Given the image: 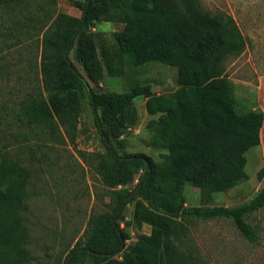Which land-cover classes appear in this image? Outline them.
Returning a JSON list of instances; mask_svg holds the SVG:
<instances>
[{"label": "trees", "instance_id": "obj_1", "mask_svg": "<svg viewBox=\"0 0 264 264\" xmlns=\"http://www.w3.org/2000/svg\"><path fill=\"white\" fill-rule=\"evenodd\" d=\"M38 1L0 0L1 22L4 16L27 11L12 30L20 29L26 37L35 32L39 40V59L30 64L33 84L16 118L30 133L38 128L44 142L74 145L86 97L105 147L90 158L78 153L91 165L108 201L102 212L91 213L84 239L64 264L84 259L88 264H195L190 250L181 251L176 244L188 234L191 219H230L246 240L254 241L247 216L264 207V186L236 207H188L184 197L186 184L209 199L246 182L245 154L260 144L264 113H238L226 75V62L247 48L235 19L203 10L200 0H85L76 3L79 17L54 12L35 18L30 14ZM102 21L124 25L114 34L111 53L100 46L93 30ZM115 60L133 67L157 62L175 68L177 88L157 95L146 83L125 93L103 90L105 72L114 73ZM137 98L145 99L149 116H157L147 128L152 144L164 152L160 161L124 152L126 130L138 122ZM30 176L21 165L0 160V264L33 261L29 230L21 217ZM258 176L261 179L262 173ZM129 204L132 217L124 221ZM143 225L150 233L127 243L130 234L125 228Z\"/></svg>", "mask_w": 264, "mask_h": 264}, {"label": "rangeland", "instance_id": "obj_2", "mask_svg": "<svg viewBox=\"0 0 264 264\" xmlns=\"http://www.w3.org/2000/svg\"><path fill=\"white\" fill-rule=\"evenodd\" d=\"M84 2L39 0L34 3L30 16L43 18L44 13L62 12L79 17L81 11L76 8V3ZM200 3L203 10L212 14H230L246 38L244 53L228 60L225 65L226 75L233 86L237 112L259 109L264 113V0H200ZM12 15L4 16L3 22L0 20V160L21 165L31 173L21 215L30 234L29 249L33 261L29 264H64L67 254L79 240L84 239L91 213L102 212L108 201L91 165L84 164L78 153L90 158L93 153H103L105 147L86 97L83 98V113L74 145L44 142L38 128L30 133L31 129L18 121L16 115L20 103L33 82L30 64L38 61L40 51L35 32L26 37L20 29L12 30L18 25L15 22L22 23L29 13ZM123 26L122 23L99 22L93 30L100 46L103 44L111 53L115 46L114 34ZM73 54H70L72 61ZM118 63L114 61V73L105 72L101 84L103 90L125 93L136 84L146 83L157 95L168 94L177 88L175 68L157 62L139 67ZM135 107L138 122L126 130L124 152H141L160 161L164 152L152 144V132L147 128L148 122L157 116L146 113L144 98H137ZM24 136L29 139L25 140ZM29 147L34 154H30ZM245 157L246 182L209 199H202L198 189L186 184V205L236 207L253 198L264 186V124L259 146L250 149ZM259 173H262L261 179ZM136 183L129 185L128 190H132ZM132 210L133 204H129L123 214L124 221L131 219ZM124 221L121 222L122 227ZM247 222L254 228L255 240L252 242L246 240L232 220L216 218L211 221L191 219L187 224L188 234L181 235L176 244L181 251L190 250L195 264H264V207L248 215ZM125 229L130 234L127 243L136 242L150 233L149 227ZM87 262L84 259L76 264Z\"/></svg>", "mask_w": 264, "mask_h": 264}, {"label": "crops", "instance_id": "obj_3", "mask_svg": "<svg viewBox=\"0 0 264 264\" xmlns=\"http://www.w3.org/2000/svg\"><path fill=\"white\" fill-rule=\"evenodd\" d=\"M72 16V15H71ZM75 17H78V16H75ZM149 226H147V225H143L142 226V228H144V229H146V228H148ZM150 228V227H149ZM149 231H150V229H149Z\"/></svg>", "mask_w": 264, "mask_h": 264}]
</instances>
